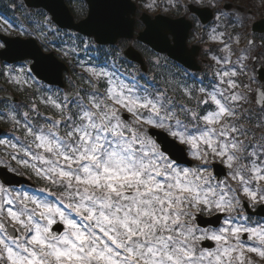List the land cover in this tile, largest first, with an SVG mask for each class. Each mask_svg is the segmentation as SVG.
Returning <instances> with one entry per match:
<instances>
[{
  "label": "snow or ice",
  "instance_id": "snow-or-ice-1",
  "mask_svg": "<svg viewBox=\"0 0 264 264\" xmlns=\"http://www.w3.org/2000/svg\"><path fill=\"white\" fill-rule=\"evenodd\" d=\"M0 3V264H264V14L167 0L134 39L130 0L74 32L57 0Z\"/></svg>",
  "mask_w": 264,
  "mask_h": 264
},
{
  "label": "rangeland",
  "instance_id": "rangeland-1",
  "mask_svg": "<svg viewBox=\"0 0 264 264\" xmlns=\"http://www.w3.org/2000/svg\"><path fill=\"white\" fill-rule=\"evenodd\" d=\"M228 2V3H231L232 5H233V8L235 9V8H240V9H242L244 12H251V13H253V14H255V18L258 20L259 18H260V14H258V12H256L255 10L253 11V10H249L247 7H245V4L243 5L241 2H237V0H225V2ZM141 2H150V0H141ZM166 2H167V0H164L162 3H160V1L158 0V3H159V5H160V7L156 10V11H149L148 9H146L145 7H144V10L145 11H147V12H149L150 14H152V15H157V13H162V14H165V15H168V14H170V13H168V12H165L164 11V7H165V5H166ZM70 5H71V7H72V9H74V14H76V12H78L79 11V13H80V15H81V10L77 7V4H76V2L75 1H70ZM260 9H262L261 7H259ZM13 35H15V33L13 34ZM205 39H206V37H205ZM191 43H194V44H198V45H200L201 46V49H202V55H201V58H200V56H199V59H200V61L201 60H203V59H206V60H208L209 62L208 63H211V61H210V59H208L207 57H205V55H204V50H205V48H209V47H211V45L210 44H205V43H201L198 39H196V40H194V41H192ZM138 49L140 48V50L141 51H143L144 52V54H145V56H146V58H147V61H148V56H149V53H147V52H145L144 50H143V47H137ZM56 52V51H55ZM56 54H59L58 52H56ZM59 56V55H58ZM60 58H62L61 56H59ZM205 66V65H204ZM204 71H206V68H205V70ZM66 87L68 86V83L66 82ZM2 88V89H1ZM4 88H10L11 89V91H9V92H13V90H12V88L9 86V85H7V84H5V82L3 81V80H0V89H1V91L2 90H4ZM5 91V90H4Z\"/></svg>",
  "mask_w": 264,
  "mask_h": 264
},
{
  "label": "water",
  "instance_id": "water-1",
  "mask_svg": "<svg viewBox=\"0 0 264 264\" xmlns=\"http://www.w3.org/2000/svg\"><path fill=\"white\" fill-rule=\"evenodd\" d=\"M89 3H90V6L92 5V4H94L95 3V0H87ZM28 2L32 5V6H42L43 7V4L46 2V0H28ZM57 2L60 4V6H61V18H62V24L63 25H66L67 27H69V28H73L74 30H78V28H79V25L82 23V22H80V23H78V24H75L74 23V20H73V18L71 17V15H70V13H69V9H66V6H65V4H64V1L63 0H57ZM147 19H149V20H151L150 19V17H148V16H145ZM66 27V28H67ZM133 32H134V29H133ZM133 32H132V35H133ZM197 54V52L196 51H193V54H192V58H193V56H195ZM48 55H51V56H53V58L58 62V63H61V62H59L56 58H55V56L53 55V54H48ZM134 55H135V57H136V60H140V58H139V55L136 53H134ZM47 56V55H46ZM193 63H194V61H193ZM61 64H63V63H61ZM65 66V65H64ZM66 67V66H65ZM63 74V73H62ZM62 74H61V79L57 82V84H55V85H60V86H63V77H62ZM0 132H1V129H0ZM14 179H16V180H20L22 183L23 182H25L22 178H16V177H14Z\"/></svg>",
  "mask_w": 264,
  "mask_h": 264
},
{
  "label": "flooded vegetation",
  "instance_id": "flooded-vegetation-1",
  "mask_svg": "<svg viewBox=\"0 0 264 264\" xmlns=\"http://www.w3.org/2000/svg\"><path fill=\"white\" fill-rule=\"evenodd\" d=\"M75 1L77 4V7L81 10V16L78 19H82L87 15V12H88L86 2L84 0H75ZM135 1L137 3V6H138V13L140 14V13L144 12L145 10H143V7L141 6L142 2L140 0H135ZM162 2H163V0H160V3H162ZM173 17H175V16H173ZM176 18H178V17H176ZM189 38H190L189 39V45L192 46V44H194V43H191V42L194 41V39H192L191 34H190Z\"/></svg>",
  "mask_w": 264,
  "mask_h": 264
}]
</instances>
